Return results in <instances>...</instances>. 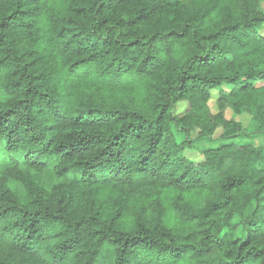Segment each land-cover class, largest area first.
Returning <instances> with one entry per match:
<instances>
[{
	"label": "trees",
	"instance_id": "1",
	"mask_svg": "<svg viewBox=\"0 0 264 264\" xmlns=\"http://www.w3.org/2000/svg\"><path fill=\"white\" fill-rule=\"evenodd\" d=\"M261 3L0 0V264H264Z\"/></svg>",
	"mask_w": 264,
	"mask_h": 264
},
{
	"label": "rangeland",
	"instance_id": "2",
	"mask_svg": "<svg viewBox=\"0 0 264 264\" xmlns=\"http://www.w3.org/2000/svg\"><path fill=\"white\" fill-rule=\"evenodd\" d=\"M261 6L264 9V0H262ZM185 107H186V105L184 103H180L177 106V113L183 112ZM211 107H212L213 111H216V106H215L214 100L211 102ZM231 116H232V111L228 110L227 111V117L230 118ZM238 119L241 120L244 125H247L250 121V117L247 115L238 116ZM178 136L180 137V134H178ZM236 140H238V142H242V141H246L247 138L243 134H241L240 137L236 138ZM251 141H253V143H255L256 145H259V144L264 142V139L261 138L260 136H255ZM218 143L219 142L209 141L206 138H201L195 142V144L200 148H204V147H207L210 145L215 146ZM187 155H189L193 158H197V159L200 158V155L198 153H187Z\"/></svg>",
	"mask_w": 264,
	"mask_h": 264
}]
</instances>
